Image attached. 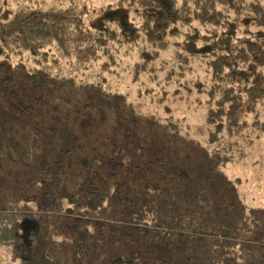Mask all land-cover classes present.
I'll use <instances>...</instances> for the list:
<instances>
[{
    "label": "rangeland",
    "instance_id": "1",
    "mask_svg": "<svg viewBox=\"0 0 264 264\" xmlns=\"http://www.w3.org/2000/svg\"><path fill=\"white\" fill-rule=\"evenodd\" d=\"M118 1L0 0L1 53L7 54L0 61L32 66L33 44L48 55L39 70L42 84L36 89L15 85L20 95L10 104H0V264L21 263L3 243L11 241L8 226L32 215L37 225L29 264H71L70 250L54 229L55 216L34 207V199L41 196L37 193L41 185L33 184L39 169H53L63 158L55 146L59 137L74 138L83 150L89 149V159L121 160L127 167L141 168L153 157L170 159L167 166L154 169L165 178L157 179L154 184L160 189L149 194L150 219L163 229L183 224L188 232L206 236L204 243L185 253L177 252L171 241L157 243L137 234L129 241L124 236L89 264H264V137L247 147L245 158L212 168L207 158L211 146L201 132L204 68L197 66L180 84L152 83L155 96H164L157 102L144 89L150 85L147 75L134 79L127 54L121 55L119 67L103 70V48L75 43L50 23L31 20L33 14L42 20L43 11L66 16L79 12L94 32L114 26L118 32V21L141 22L136 8ZM116 50L123 51L124 46ZM173 53L169 50L167 56ZM34 99L41 102L34 104ZM26 106H33V111L24 112ZM248 117L251 120L252 113ZM169 121L178 122L179 132L185 134L167 130ZM141 150L145 155L140 156ZM70 179L66 171L62 182ZM226 219L237 235L218 239L216 227Z\"/></svg>",
    "mask_w": 264,
    "mask_h": 264
},
{
    "label": "trees",
    "instance_id": "2",
    "mask_svg": "<svg viewBox=\"0 0 264 264\" xmlns=\"http://www.w3.org/2000/svg\"><path fill=\"white\" fill-rule=\"evenodd\" d=\"M125 2L136 8L141 22L118 21V32L115 26L94 32L79 12L66 16L43 11L42 20L35 14L31 20L50 23L57 33L67 34L75 43L90 42L94 49L103 48V70L119 67L121 55L127 54L132 58L134 79L147 75L150 85L144 89L157 102L164 96H155L152 83L180 84L201 65L206 77L201 132L211 146L207 158L212 168L248 156L247 147L264 137L258 133H264V0H119L118 4ZM120 46H124L123 51L116 50ZM43 49L31 46L30 67L0 61V104H10L20 95V88L13 89L15 85L36 89L42 84L39 70L48 59ZM169 50L174 51L171 56H167ZM1 52L0 44V57L7 56ZM40 102L34 99V104ZM33 109L26 106L23 111ZM248 113H252L251 120ZM166 126L174 129L173 134L181 133L178 122L169 121ZM55 141L63 158L53 169H39L33 184L41 185L37 193L42 197L34 199V207L55 216L54 229L70 250L71 264H89L103 248L115 246L124 236L133 241L134 234L157 243L171 241L179 253L204 243L206 236L188 232L183 224L163 229L150 219L149 194L160 189L154 182L165 178L154 169L167 166L170 159L153 157L141 168L127 167L121 160L89 159V149L83 150L72 137ZM66 171L73 178L70 182H62ZM236 231L226 219L216 227L215 237L234 238ZM29 259H21L20 264H29Z\"/></svg>",
    "mask_w": 264,
    "mask_h": 264
},
{
    "label": "flooded vegetation",
    "instance_id": "3",
    "mask_svg": "<svg viewBox=\"0 0 264 264\" xmlns=\"http://www.w3.org/2000/svg\"><path fill=\"white\" fill-rule=\"evenodd\" d=\"M34 219L36 220L34 215L26 216L23 218L22 222L20 221L18 224L14 222L13 226H8V231H10L9 238L11 241L3 243L6 250L13 253L14 255L17 254L19 260L23 258L24 262L29 258L31 259L32 247L35 245V242L32 238V230L36 228L37 222L34 221ZM21 250L26 252L25 255L18 254V252ZM14 262L18 263L17 261Z\"/></svg>",
    "mask_w": 264,
    "mask_h": 264
}]
</instances>
